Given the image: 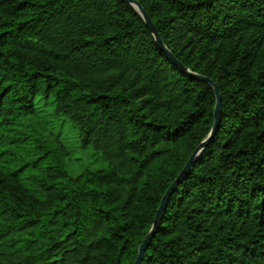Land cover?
<instances>
[{"label": "trees", "instance_id": "obj_1", "mask_svg": "<svg viewBox=\"0 0 264 264\" xmlns=\"http://www.w3.org/2000/svg\"><path fill=\"white\" fill-rule=\"evenodd\" d=\"M221 98L142 264H264V0H135ZM108 162L69 177L36 103ZM214 90L124 0H0V264H134Z\"/></svg>", "mask_w": 264, "mask_h": 264}, {"label": "water", "instance_id": "obj_2", "mask_svg": "<svg viewBox=\"0 0 264 264\" xmlns=\"http://www.w3.org/2000/svg\"><path fill=\"white\" fill-rule=\"evenodd\" d=\"M127 4L132 6L142 17L145 25L149 29V31L152 33V35L155 38L156 44L158 47L166 54V56L170 59V61L184 74L189 75L190 77L208 84L211 88L214 90V95L216 99V104L214 108V113H213V126L212 129L207 136V138L196 148V150L192 153L190 156L188 162L185 164L177 178L173 181V183L170 185L164 196L162 197L160 206L156 212L155 219L153 221V225L149 231V233L146 235L144 238L142 244L140 245L138 249V254L137 258L134 264H142V259L144 256V253L147 249V246L149 242L151 241L153 235L157 232L158 227L161 224L163 215L166 211L167 204L169 202V199L171 195L174 193V191L178 188V186L186 179L187 175L189 174L190 170L192 169L193 165L197 161L198 157H200V154L203 152V150L207 147V145L211 142L213 139L215 133L217 132L220 124V112H221V98L218 90L217 84H215L212 80H210L207 77L192 74L188 70H186L174 57L173 55L164 47L154 25L146 15L145 11L142 9L139 3H137L135 0H124Z\"/></svg>", "mask_w": 264, "mask_h": 264}, {"label": "rangeland", "instance_id": "obj_3", "mask_svg": "<svg viewBox=\"0 0 264 264\" xmlns=\"http://www.w3.org/2000/svg\"><path fill=\"white\" fill-rule=\"evenodd\" d=\"M36 107L40 119L61 139L69 152L64 160V168L69 177L77 176L83 170L97 171L108 167V162L97 156L91 146H81L76 130L69 122H58L52 117L50 104L38 101Z\"/></svg>", "mask_w": 264, "mask_h": 264}]
</instances>
